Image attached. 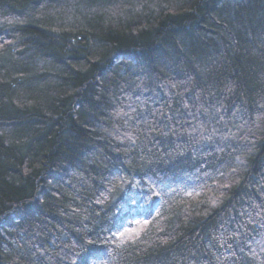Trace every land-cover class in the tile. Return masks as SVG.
Listing matches in <instances>:
<instances>
[{
  "label": "trees",
  "instance_id": "obj_1",
  "mask_svg": "<svg viewBox=\"0 0 264 264\" xmlns=\"http://www.w3.org/2000/svg\"><path fill=\"white\" fill-rule=\"evenodd\" d=\"M0 264H264V0H0Z\"/></svg>",
  "mask_w": 264,
  "mask_h": 264
},
{
  "label": "rangeland",
  "instance_id": "obj_2",
  "mask_svg": "<svg viewBox=\"0 0 264 264\" xmlns=\"http://www.w3.org/2000/svg\"><path fill=\"white\" fill-rule=\"evenodd\" d=\"M136 225L133 228L127 229L123 235H121V241L130 242L135 240L140 233H142L148 226L147 221H142L140 223H135Z\"/></svg>",
  "mask_w": 264,
  "mask_h": 264
},
{
  "label": "snow or ice",
  "instance_id": "obj_3",
  "mask_svg": "<svg viewBox=\"0 0 264 264\" xmlns=\"http://www.w3.org/2000/svg\"><path fill=\"white\" fill-rule=\"evenodd\" d=\"M121 235H123V233H121Z\"/></svg>",
  "mask_w": 264,
  "mask_h": 264
}]
</instances>
